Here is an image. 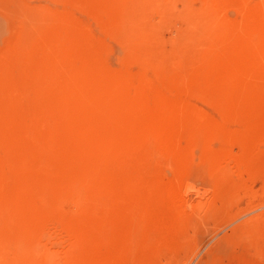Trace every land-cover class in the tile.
I'll return each instance as SVG.
<instances>
[{"label":"rangeland","instance_id":"374dc122","mask_svg":"<svg viewBox=\"0 0 264 264\" xmlns=\"http://www.w3.org/2000/svg\"><path fill=\"white\" fill-rule=\"evenodd\" d=\"M262 132L264 0H0V264H264Z\"/></svg>","mask_w":264,"mask_h":264},{"label":"bare ground","instance_id":"6f19581e","mask_svg":"<svg viewBox=\"0 0 264 264\" xmlns=\"http://www.w3.org/2000/svg\"><path fill=\"white\" fill-rule=\"evenodd\" d=\"M261 132V131H260ZM262 133H264V132H262ZM257 135H259V133H257ZM256 135V136H257ZM263 137L262 138H264V135H262ZM260 137V136H259ZM261 138V139H262ZM255 143V142H254ZM257 145V144H256ZM261 146H259L260 148H263L262 146V144H260ZM258 146V145H257ZM259 148V149H260ZM263 153H261V155H262ZM216 155H213L211 158H210V166L208 167V169H207V171H206V175L208 176V179H210L209 177H213L212 179H217V180H221V178H222V180H224L226 177H227V179H229V182L230 183H232V184H240V179L237 177L238 176V173L236 172V168L234 167L233 168V166H231L232 167V169H228V168H231V167H227L228 165H222V163L221 164H215V159H217V157H215ZM211 160H213L212 162H211ZM218 160H221V159H218ZM217 160V161H218ZM223 160V159H222ZM223 162V161H222ZM209 174V175H208ZM239 181V182H238ZM198 193V192H197ZM166 198V197H165ZM169 201V203H172V202H174V201H172L171 199L170 200H168ZM199 204V203H198ZM201 204V203H200ZM178 207V206H177ZM203 207V206H202ZM197 208V207H196ZM199 208V207H198ZM197 208V209H198ZM177 209H179V207L177 208ZM199 209H201V205H200V208ZM42 249H47V250H49V249H54V248H52L48 243H44L43 245H42V247H41ZM54 251H55V249H54ZM57 253V252H56ZM55 254V253H54ZM58 255V254H57ZM51 259V258H50Z\"/></svg>","mask_w":264,"mask_h":264}]
</instances>
